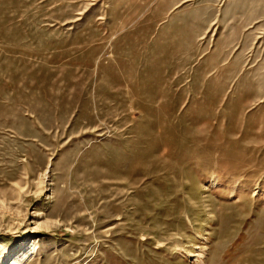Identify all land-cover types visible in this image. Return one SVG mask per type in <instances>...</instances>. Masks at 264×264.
<instances>
[{"label":"rangeland","instance_id":"obj_1","mask_svg":"<svg viewBox=\"0 0 264 264\" xmlns=\"http://www.w3.org/2000/svg\"><path fill=\"white\" fill-rule=\"evenodd\" d=\"M0 264H264V0H0Z\"/></svg>","mask_w":264,"mask_h":264},{"label":"bare ground","instance_id":"obj_2","mask_svg":"<svg viewBox=\"0 0 264 264\" xmlns=\"http://www.w3.org/2000/svg\"><path fill=\"white\" fill-rule=\"evenodd\" d=\"M195 255H198V256H200L201 254H200V253H198V254L196 253ZM196 260H197V259H196ZM197 261H198V260H197Z\"/></svg>","mask_w":264,"mask_h":264}]
</instances>
